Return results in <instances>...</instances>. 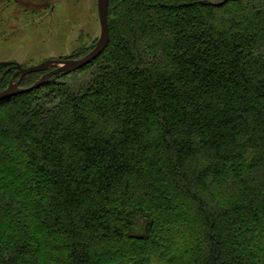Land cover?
<instances>
[{
    "label": "trees",
    "instance_id": "1",
    "mask_svg": "<svg viewBox=\"0 0 264 264\" xmlns=\"http://www.w3.org/2000/svg\"><path fill=\"white\" fill-rule=\"evenodd\" d=\"M108 9L88 80L0 101V264H264V0Z\"/></svg>",
    "mask_w": 264,
    "mask_h": 264
},
{
    "label": "rangeland",
    "instance_id": "2",
    "mask_svg": "<svg viewBox=\"0 0 264 264\" xmlns=\"http://www.w3.org/2000/svg\"><path fill=\"white\" fill-rule=\"evenodd\" d=\"M97 3L98 0H0V62H16L27 68L51 58L80 57L100 37ZM13 66L9 83L20 78ZM89 72L74 71L56 78L75 89L90 78ZM3 138L0 136V140ZM5 152V146L0 145V156ZM16 219L20 216L9 222Z\"/></svg>",
    "mask_w": 264,
    "mask_h": 264
},
{
    "label": "water",
    "instance_id": "3",
    "mask_svg": "<svg viewBox=\"0 0 264 264\" xmlns=\"http://www.w3.org/2000/svg\"><path fill=\"white\" fill-rule=\"evenodd\" d=\"M109 5L110 0H98V16L101 26L100 37L97 42L91 47V49L84 55L66 58H51L39 62L36 65L29 66L27 68L23 67L21 64L16 62L4 61L1 64L13 63L17 67L15 75L20 73V78L17 81H11L8 86L0 90V101L15 96L19 93L29 91L35 87H39L49 81L53 76H61L72 73L77 70H81L82 67L89 64L93 59L97 58L106 48L110 40V27H109ZM43 72V75L31 86L23 87L21 86V81L25 75L33 72Z\"/></svg>",
    "mask_w": 264,
    "mask_h": 264
},
{
    "label": "flooded vegetation",
    "instance_id": "4",
    "mask_svg": "<svg viewBox=\"0 0 264 264\" xmlns=\"http://www.w3.org/2000/svg\"><path fill=\"white\" fill-rule=\"evenodd\" d=\"M9 62H11V61H9Z\"/></svg>",
    "mask_w": 264,
    "mask_h": 264
}]
</instances>
